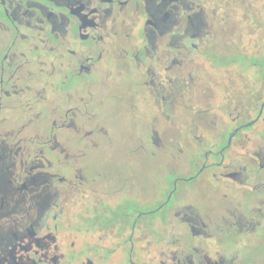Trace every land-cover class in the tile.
Masks as SVG:
<instances>
[{"label":"flooded vegetation","instance_id":"1","mask_svg":"<svg viewBox=\"0 0 264 264\" xmlns=\"http://www.w3.org/2000/svg\"><path fill=\"white\" fill-rule=\"evenodd\" d=\"M252 2L0 0V264H264V55L205 10ZM113 113L146 166L90 159Z\"/></svg>","mask_w":264,"mask_h":264},{"label":"rangeland","instance_id":"2","mask_svg":"<svg viewBox=\"0 0 264 264\" xmlns=\"http://www.w3.org/2000/svg\"><path fill=\"white\" fill-rule=\"evenodd\" d=\"M255 1L256 2H252L250 6L243 5L244 3H242L240 7H236L234 9L231 7L217 9L214 8V4L211 3L205 6V10H207L209 14H211V10H215L217 14L222 15L224 10V15L232 16L235 13L240 17L239 23H227L224 25L225 32L228 31V33L225 34V48H228L230 46L229 44H232V41H234L238 44L237 49L240 50V52L246 57H251L255 54H257V57L264 55V9L260 7L259 0ZM248 16L261 17V20L259 18L256 22H254L253 20L250 21ZM212 31L215 35L217 30L212 28ZM240 62L242 64L245 63L244 61ZM247 75H249V71L243 72L241 79L246 78ZM224 78L227 79L226 74L224 75ZM107 123L110 128L111 142L109 144L106 140L103 139L100 142V152L97 151L91 154L90 159L93 161H98L101 159L111 161L112 165L114 166L113 169L119 172L127 168L126 161H129L130 159H134V161L139 159L141 161V164L146 166V161L142 162V160L148 159L146 155L147 152H142L140 154H130V150L136 146L132 135L133 130L135 128H139L143 135H146L145 119L139 120L134 125L132 124L126 113L121 116H115V114L113 113V117L107 120ZM160 123L162 126L164 125L162 120L160 121ZM163 137L167 138L168 135H165ZM175 137L177 140L181 141V138L179 136ZM181 142L183 143L184 141ZM167 148H169L168 145ZM180 149H182L183 152H179L177 148L167 151H164L163 149H160L158 151L154 150L156 152V155L150 159V161H152V163L150 164L156 167H153L155 170L158 169V172L154 175L155 180L161 181L162 178L166 180L167 178L172 179V176L169 175L168 171L164 172L163 166L165 165L166 161H178L187 159L189 152H187L184 146H182ZM189 159L191 158L189 157ZM147 171L148 168H145V172L141 178L144 181L149 182L152 180V176L148 175ZM162 192H164L163 189L161 190V193Z\"/></svg>","mask_w":264,"mask_h":264},{"label":"trees","instance_id":"3","mask_svg":"<svg viewBox=\"0 0 264 264\" xmlns=\"http://www.w3.org/2000/svg\"><path fill=\"white\" fill-rule=\"evenodd\" d=\"M243 58V57H242Z\"/></svg>","mask_w":264,"mask_h":264}]
</instances>
